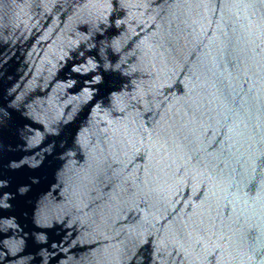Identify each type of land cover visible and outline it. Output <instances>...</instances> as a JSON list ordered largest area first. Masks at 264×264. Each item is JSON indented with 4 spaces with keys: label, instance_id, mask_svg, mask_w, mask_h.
Returning a JSON list of instances; mask_svg holds the SVG:
<instances>
[{
    "label": "water",
    "instance_id": "95a60500",
    "mask_svg": "<svg viewBox=\"0 0 264 264\" xmlns=\"http://www.w3.org/2000/svg\"><path fill=\"white\" fill-rule=\"evenodd\" d=\"M0 264H264V0H0Z\"/></svg>",
    "mask_w": 264,
    "mask_h": 264
}]
</instances>
